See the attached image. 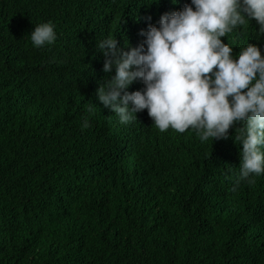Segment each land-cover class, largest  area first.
I'll return each mask as SVG.
<instances>
[{"label":"trees","instance_id":"1","mask_svg":"<svg viewBox=\"0 0 264 264\" xmlns=\"http://www.w3.org/2000/svg\"><path fill=\"white\" fill-rule=\"evenodd\" d=\"M150 2L0 0V264H264V176L234 186L235 129L201 143L98 101L111 79L97 43L137 47L190 4ZM49 21L56 41L34 48ZM253 22L221 39L264 42Z\"/></svg>","mask_w":264,"mask_h":264},{"label":"clouds","instance_id":"2","mask_svg":"<svg viewBox=\"0 0 264 264\" xmlns=\"http://www.w3.org/2000/svg\"><path fill=\"white\" fill-rule=\"evenodd\" d=\"M252 20L260 40L264 0H190L181 10L161 15L158 26L141 31L144 40L137 47L126 43L123 51L116 38L106 37L97 48L111 80L98 88V101L124 125L147 110L161 133L192 130L201 143L228 139L235 129L242 151L234 186L255 184L264 176V42L241 40L234 48L221 39ZM29 36L37 49L57 39L50 21L35 26ZM137 81L143 89L129 92ZM88 127L85 119L82 128Z\"/></svg>","mask_w":264,"mask_h":264}]
</instances>
